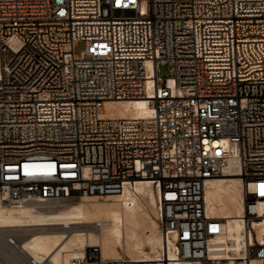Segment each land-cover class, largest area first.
I'll use <instances>...</instances> for the list:
<instances>
[{
  "label": "built area",
  "instance_id": "2783aa9c",
  "mask_svg": "<svg viewBox=\"0 0 264 264\" xmlns=\"http://www.w3.org/2000/svg\"><path fill=\"white\" fill-rule=\"evenodd\" d=\"M140 1L0 0V203L103 196L150 179L174 260L264 261L253 225L264 198V0H147L146 13ZM136 98L152 112L102 115L105 101ZM230 163L255 186L243 192V254L225 257L213 243L225 218L206 212L205 187ZM94 260L173 259L163 248L150 261L103 258L92 246L81 262Z\"/></svg>",
  "mask_w": 264,
  "mask_h": 264
},
{
  "label": "bare ground",
  "instance_id": "6f19581e",
  "mask_svg": "<svg viewBox=\"0 0 264 264\" xmlns=\"http://www.w3.org/2000/svg\"><path fill=\"white\" fill-rule=\"evenodd\" d=\"M147 102L146 98L108 100L104 102L106 109L102 115L146 116L152 112ZM22 169L29 172L51 170L50 165L44 163H25ZM206 183V212L225 218L224 233L213 241L216 249H222L217 253L225 257L243 254L242 249L247 243L241 217L243 192L252 190L255 184L250 182L247 185L242 181L234 163ZM39 200L20 205L0 203V227L37 226L27 236L8 239L31 258V263L85 264L81 260L89 248L98 246L103 258L124 256L122 252H126L135 261H150L156 259L163 248L173 259L170 264H195L191 260H174L175 244H166L162 238L153 216V212L156 213V193L150 179H136L134 183L124 184L119 193L85 195L59 205ZM256 209L262 217L253 225L261 237L264 233V198L258 200ZM84 223H92L93 228L83 227ZM54 225H61V229ZM92 264H96L95 260ZM251 264H264V261L252 257Z\"/></svg>",
  "mask_w": 264,
  "mask_h": 264
},
{
  "label": "rangeland",
  "instance_id": "374dc122",
  "mask_svg": "<svg viewBox=\"0 0 264 264\" xmlns=\"http://www.w3.org/2000/svg\"><path fill=\"white\" fill-rule=\"evenodd\" d=\"M146 10H147V0H141L140 1L141 13H146ZM81 48H82V43H79L75 48L76 52L78 53ZM159 73L163 79L171 76L170 65L167 63H162L160 65V68H159ZM71 201H73V200H67L66 202L69 203ZM62 202H65V201H47L46 204L59 205ZM155 214L156 213L153 212L154 218H155ZM87 224H88V226H86ZM82 225H83V227L93 228L92 223H86V225L84 223ZM54 226H56V228H58V229H61V225L60 226L54 225ZM36 227L37 226H30V227H25V228L24 227H20V228L18 227V228H14V229H11V228L9 229L6 227H0V264H34V263H31V260H30L31 258H29L27 254L19 251L17 246L14 245L13 243H11L8 239H10L12 237H16L15 239H19V237L22 238L24 236H27L30 234L29 232L32 230H35ZM14 232H16L17 234ZM122 253H121L122 255H127L126 252H122ZM127 256H129V255H127ZM41 264H50V263L45 261L44 263H41Z\"/></svg>",
  "mask_w": 264,
  "mask_h": 264
},
{
  "label": "snow or ice",
  "instance_id": "6c2138e0",
  "mask_svg": "<svg viewBox=\"0 0 264 264\" xmlns=\"http://www.w3.org/2000/svg\"><path fill=\"white\" fill-rule=\"evenodd\" d=\"M119 5H120V0H117V6ZM261 189H262L261 195H264V185H261Z\"/></svg>",
  "mask_w": 264,
  "mask_h": 264
}]
</instances>
